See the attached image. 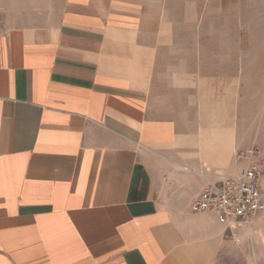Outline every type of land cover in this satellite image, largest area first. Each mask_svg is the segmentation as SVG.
I'll list each match as a JSON object with an SVG mask.
<instances>
[{"label":"crops","instance_id":"0c3cea01","mask_svg":"<svg viewBox=\"0 0 264 264\" xmlns=\"http://www.w3.org/2000/svg\"><path fill=\"white\" fill-rule=\"evenodd\" d=\"M184 29L163 0L0 13V264H264V211L194 209L264 138L232 56Z\"/></svg>","mask_w":264,"mask_h":264},{"label":"rangeland","instance_id":"374dc122","mask_svg":"<svg viewBox=\"0 0 264 264\" xmlns=\"http://www.w3.org/2000/svg\"><path fill=\"white\" fill-rule=\"evenodd\" d=\"M60 0H0V13L17 16ZM174 18L192 24L207 54L231 55L234 116L253 138H264V0H163Z\"/></svg>","mask_w":264,"mask_h":264},{"label":"built area","instance_id":"2783aa9c","mask_svg":"<svg viewBox=\"0 0 264 264\" xmlns=\"http://www.w3.org/2000/svg\"><path fill=\"white\" fill-rule=\"evenodd\" d=\"M238 159H248L238 174L217 176L194 203L198 213H212L227 226L242 224L250 229L253 219L264 211L261 181L264 178V154L258 148L239 153Z\"/></svg>","mask_w":264,"mask_h":264}]
</instances>
